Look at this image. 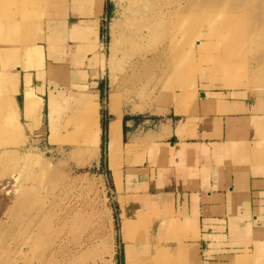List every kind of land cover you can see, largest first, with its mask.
<instances>
[{"label":"rangeland","instance_id":"374dc122","mask_svg":"<svg viewBox=\"0 0 264 264\" xmlns=\"http://www.w3.org/2000/svg\"><path fill=\"white\" fill-rule=\"evenodd\" d=\"M105 9L101 123L113 108L141 120L174 108L189 116L201 92L233 91L253 104L251 164L264 174V0H105ZM28 52L0 48V264H120L118 157L113 176L105 140L98 158L86 138L82 116L94 110L67 122L63 111L47 115L58 143L21 119L14 65L3 61ZM34 111L26 106L28 118Z\"/></svg>","mask_w":264,"mask_h":264},{"label":"crops","instance_id":"0c3cea01","mask_svg":"<svg viewBox=\"0 0 264 264\" xmlns=\"http://www.w3.org/2000/svg\"><path fill=\"white\" fill-rule=\"evenodd\" d=\"M105 13V0H1L0 48L29 50L3 62L14 65L18 110L30 127L39 125L36 134L50 139L55 113L65 112L67 122L69 112L77 119L98 110L97 157L105 140L114 176L109 141L118 115L110 109L101 123ZM200 97L189 116L174 108L141 120L120 110V264H264V174L251 164L253 104L233 91ZM145 123L149 128H141Z\"/></svg>","mask_w":264,"mask_h":264},{"label":"bare ground","instance_id":"6f19581e","mask_svg":"<svg viewBox=\"0 0 264 264\" xmlns=\"http://www.w3.org/2000/svg\"><path fill=\"white\" fill-rule=\"evenodd\" d=\"M209 9V8H208ZM231 18V17H230ZM229 20V19H228ZM116 23V22H115ZM199 41H197L198 43ZM27 103V111L33 112L35 110L34 103L32 102L31 95L29 94L26 97ZM116 115H118V119L113 121L111 123L110 127V141H109V147H110V156L111 159L114 160L118 156V154L121 152V111L117 108H113L112 110ZM83 121V130L85 131L86 138L88 139L89 143L93 144L96 149L99 148L100 143V134H101V128H100V120H99V113L98 110L94 111V115H91L90 117H86L85 115L82 116ZM52 133L50 135V142L52 143H58L60 140L59 134H57L55 131V128H52ZM61 142V141H60ZM3 155V153H2ZM5 155V153H4ZM8 156V155H7ZM1 158V157H0ZM4 158V157H3ZM6 159V158H4ZM3 159V160H4ZM9 159V158H8ZM7 162V160H5ZM27 161V160H26ZM30 161V160H29ZM28 161V162H29ZM4 162V161H1ZM16 174V173H15ZM17 179L16 176H14V180ZM2 180V179H0ZM4 182V181H3ZM20 189V188H18ZM15 192V191H14ZM18 192V191H17ZM15 195V194H14ZM20 199V198H19ZM18 199V200H19ZM20 201V200H19ZM22 201V200H21ZM16 206V204H14ZM11 207V206H10ZM14 208V206H13ZM1 209V206H0ZM12 209V207H11ZM9 213V212H8ZM2 216V215H1ZM6 217V216H5ZM10 218V217H9ZM3 221V220H2ZM8 222V221H7ZM30 242V241H29ZM28 242V243H29ZM27 243V244H28ZM31 244L29 245V247ZM59 246V245H58ZM55 249V248H54ZM60 249V248H59ZM61 250V249H60ZM56 251V250H54ZM60 252V251H59ZM26 264H41L39 260H32L30 262H27Z\"/></svg>","mask_w":264,"mask_h":264}]
</instances>
